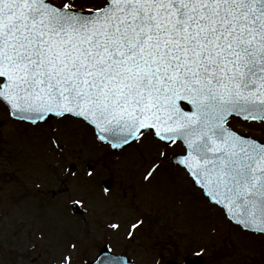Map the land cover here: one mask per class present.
<instances>
[{
  "label": "snow or ice",
  "instance_id": "snow-or-ice-1",
  "mask_svg": "<svg viewBox=\"0 0 264 264\" xmlns=\"http://www.w3.org/2000/svg\"><path fill=\"white\" fill-rule=\"evenodd\" d=\"M0 107L34 127L84 121L116 150L152 144L145 183L181 143L202 195L264 238V138L233 126H264V0H0Z\"/></svg>",
  "mask_w": 264,
  "mask_h": 264
},
{
  "label": "rangeland",
  "instance_id": "rangeland-1",
  "mask_svg": "<svg viewBox=\"0 0 264 264\" xmlns=\"http://www.w3.org/2000/svg\"><path fill=\"white\" fill-rule=\"evenodd\" d=\"M0 121L5 122L0 124V173L10 174L6 179L13 189L30 191L37 189L36 182L42 188L50 183L54 190L58 185L68 196L67 211L54 220L36 218L34 210L28 209L29 202L28 213L21 219L28 221L35 235H41L45 242L65 241L74 264H85L103 243L116 252H125L138 264H154L159 249L163 253L174 243L181 261L187 254H201L204 264H264V238L230 223L170 158L164 160L156 179L145 183L144 157L151 158L155 152L152 144H134L114 153L81 121L58 118L50 127H34L12 120L2 107ZM233 126L264 138V126L238 118ZM49 136L58 137L66 147L62 151L55 148ZM183 150L181 143L169 146V152ZM90 164L92 169L88 170ZM107 177L112 181L104 189L102 180ZM73 200H79L86 209L82 216L70 211ZM138 218L143 226L129 237L130 225ZM113 224L118 227L113 228ZM29 235L28 240L33 241L35 235ZM71 244L76 247L71 248ZM65 251L61 248L58 253ZM56 264H60L59 259Z\"/></svg>",
  "mask_w": 264,
  "mask_h": 264
},
{
  "label": "flooded vegetation",
  "instance_id": "flooded-vegetation-1",
  "mask_svg": "<svg viewBox=\"0 0 264 264\" xmlns=\"http://www.w3.org/2000/svg\"><path fill=\"white\" fill-rule=\"evenodd\" d=\"M48 124L51 125L52 121ZM9 176V173H0V264H22L23 261V264L35 262L48 264V261L50 264L58 263L60 249L67 251L66 242L57 240L45 242L41 235H35L33 226L21 218L28 213L26 209L29 202L28 209L34 210L36 218L47 216L54 220L58 214L62 215L67 211V194L62 192L57 183L54 184L58 186L56 190L50 187V183L42 188V184L37 182L35 183L37 189L30 191L13 189L12 182L6 179ZM7 186L8 188H5ZM29 233L35 235L32 237L33 241L28 240ZM173 245L163 253L159 249L156 264H167L170 259L181 260L176 252L178 249L176 243Z\"/></svg>",
  "mask_w": 264,
  "mask_h": 264
},
{
  "label": "water",
  "instance_id": "water-1",
  "mask_svg": "<svg viewBox=\"0 0 264 264\" xmlns=\"http://www.w3.org/2000/svg\"><path fill=\"white\" fill-rule=\"evenodd\" d=\"M53 116L52 118H54ZM181 154H175L172 155V158L176 163H178L179 157ZM106 186H108V182L105 183ZM73 210L76 213H82L83 210L80 208L79 203H73ZM114 253L111 252L110 248L107 245H104L101 247L100 252L97 256V258L93 261H87L86 264H99L100 261H103L105 257L109 255H113ZM118 256H123L125 260L127 261V264H135L133 260L129 259L126 255L123 254H115ZM204 258L201 256H196V257H186L185 261L183 263H179L176 261H170L169 264H203Z\"/></svg>",
  "mask_w": 264,
  "mask_h": 264
}]
</instances>
